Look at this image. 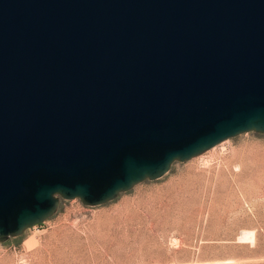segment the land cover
<instances>
[{"label": "water", "instance_id": "1", "mask_svg": "<svg viewBox=\"0 0 264 264\" xmlns=\"http://www.w3.org/2000/svg\"><path fill=\"white\" fill-rule=\"evenodd\" d=\"M264 134V0H0V242Z\"/></svg>", "mask_w": 264, "mask_h": 264}, {"label": "rangeland", "instance_id": "2", "mask_svg": "<svg viewBox=\"0 0 264 264\" xmlns=\"http://www.w3.org/2000/svg\"><path fill=\"white\" fill-rule=\"evenodd\" d=\"M0 264H264V134L226 139L97 206L0 242Z\"/></svg>", "mask_w": 264, "mask_h": 264}]
</instances>
